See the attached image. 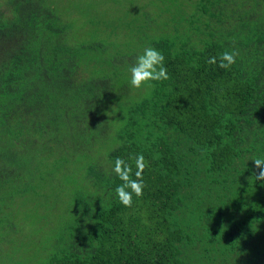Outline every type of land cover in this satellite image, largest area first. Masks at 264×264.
<instances>
[{"label": "trees", "instance_id": "1", "mask_svg": "<svg viewBox=\"0 0 264 264\" xmlns=\"http://www.w3.org/2000/svg\"><path fill=\"white\" fill-rule=\"evenodd\" d=\"M69 1L0 0V264H264V0ZM148 46L169 79L136 89ZM141 153L124 207L113 163Z\"/></svg>", "mask_w": 264, "mask_h": 264}, {"label": "clouds", "instance_id": "2", "mask_svg": "<svg viewBox=\"0 0 264 264\" xmlns=\"http://www.w3.org/2000/svg\"><path fill=\"white\" fill-rule=\"evenodd\" d=\"M238 55V51L234 49L231 51L225 50L219 53L218 56L209 57L207 63L215 64L222 69H228L236 63ZM164 59L163 54L154 47H145L142 53L136 56L128 69L130 85L136 89L145 86L147 90L152 87L151 81L169 79ZM251 160L258 170L254 173L255 180L264 182V157H256ZM133 165L135 166L134 173ZM146 166L147 162L142 153L130 155L128 160L121 157L114 160L112 172L122 181L115 188V195L124 207L132 206L133 194L136 197L143 195V171ZM133 175L135 178H133Z\"/></svg>", "mask_w": 264, "mask_h": 264}, {"label": "rangeland", "instance_id": "3", "mask_svg": "<svg viewBox=\"0 0 264 264\" xmlns=\"http://www.w3.org/2000/svg\"><path fill=\"white\" fill-rule=\"evenodd\" d=\"M59 1L64 2L66 0ZM69 3L77 4L80 11H77L76 13L81 12L87 15L90 12L99 18H104L106 15V17H109V19H114L117 22H123L124 20L127 21L128 19L125 17L127 11L133 12L132 14L134 17H142L143 13H141V11L144 9L145 5L150 11H153L160 2L156 0H70ZM71 8L73 9V5Z\"/></svg>", "mask_w": 264, "mask_h": 264}]
</instances>
